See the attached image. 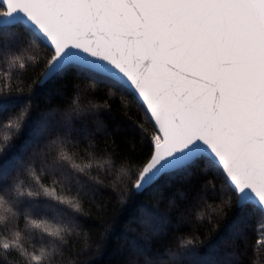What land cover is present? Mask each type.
<instances>
[{"label":"snow or ice","instance_id":"snow-or-ice-1","mask_svg":"<svg viewBox=\"0 0 264 264\" xmlns=\"http://www.w3.org/2000/svg\"><path fill=\"white\" fill-rule=\"evenodd\" d=\"M17 30L49 51L45 80L74 71L103 77L130 94L153 122L134 193L204 161L223 178L237 212L264 217V0H0V34ZM15 53L16 46L4 47L0 57L23 68ZM9 97L0 98V107ZM77 114L70 110L61 130L37 143L22 167L11 164L10 182L8 154L0 155V208L9 213L0 217V264L16 250L41 264L43 251L23 250L24 229L53 241L72 231L74 218L36 216L31 209L43 195L57 211H81L69 198V178L84 172L68 131ZM49 172L51 190L44 186ZM57 173L66 175L58 179ZM144 213L157 219L149 209Z\"/></svg>","mask_w":264,"mask_h":264},{"label":"trees","instance_id":"trees-1","mask_svg":"<svg viewBox=\"0 0 264 264\" xmlns=\"http://www.w3.org/2000/svg\"><path fill=\"white\" fill-rule=\"evenodd\" d=\"M13 45L23 68L0 57V98L10 93L11 100L0 107V155L8 154L5 168L11 173L7 182L15 175L11 164L20 168L27 163L37 143L60 131L72 109L78 114L68 131L78 144L75 162L84 168L78 180L69 178V198L80 205V213L66 206L57 211L43 195L31 209L36 216L74 218L72 231L53 241L21 222L23 250L43 251L41 264H264V244H257L264 239V217L251 210L237 212L223 178L206 162L134 193L131 185L148 155L154 128L130 94L103 77L76 71L37 84L49 51L23 30L0 34V50ZM64 175L57 173V178ZM50 178L49 172L44 186L51 190ZM32 190L39 188L33 185ZM6 208H0V217L9 215ZM144 209L157 219L146 217ZM6 264H31L30 256L13 251Z\"/></svg>","mask_w":264,"mask_h":264},{"label":"water","instance_id":"water-1","mask_svg":"<svg viewBox=\"0 0 264 264\" xmlns=\"http://www.w3.org/2000/svg\"><path fill=\"white\" fill-rule=\"evenodd\" d=\"M48 80H49V79L45 80L44 77L42 76V77H41V81H42L41 84L45 83V82L48 81ZM148 118H149V117H148ZM151 123H152V125H153V122H151Z\"/></svg>","mask_w":264,"mask_h":264}]
</instances>
